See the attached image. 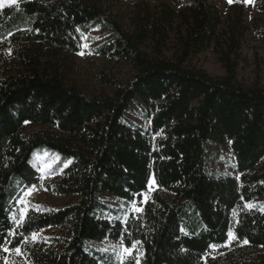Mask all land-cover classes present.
<instances>
[{
	"label": "trees",
	"instance_id": "1",
	"mask_svg": "<svg viewBox=\"0 0 264 264\" xmlns=\"http://www.w3.org/2000/svg\"><path fill=\"white\" fill-rule=\"evenodd\" d=\"M244 1L225 16L214 0H137L132 32L106 16L110 0L105 10L20 0L0 11V47L15 57L11 71L0 67V264H10L3 248L17 247L29 264H264V85L237 79L251 29ZM255 8L264 13V0ZM98 26L112 37L96 52L134 74L102 76L112 94L89 96L58 64ZM252 27L264 41V22ZM206 50L223 76L195 64ZM134 104L149 130L128 118ZM211 146L231 150L234 174L212 173ZM46 154L56 159L50 180L37 163ZM152 179L158 191L130 211ZM32 185L75 200L23 216L18 201ZM229 232L234 248L214 254ZM106 241L138 243L120 262L99 248Z\"/></svg>",
	"mask_w": 264,
	"mask_h": 264
},
{
	"label": "rangeland",
	"instance_id": "2",
	"mask_svg": "<svg viewBox=\"0 0 264 264\" xmlns=\"http://www.w3.org/2000/svg\"><path fill=\"white\" fill-rule=\"evenodd\" d=\"M102 6L103 10L107 8V0H96ZM239 0H214L219 6L221 12L226 16L229 11L228 8L231 4L238 2ZM257 0H250L245 2L246 12L245 20L247 25L251 28L247 37L243 43L241 50V59L237 70V79L240 83L245 85H252L258 83L264 85V41L262 37L253 29V22L255 19L264 22V13H261L255 8ZM137 0H110V6L106 9V16L111 20L118 22L124 29L133 31L132 27V14L135 11V5ZM20 4V0H16L12 3L11 0H0V11L5 6L17 7ZM112 37L109 28L102 29L100 26L94 27L90 30L87 41L82 45L80 51L76 53H63L59 60L60 76L68 83L79 87L86 95H111L112 88L108 87L101 81V77L105 76L118 83L127 81L133 74L134 70L132 66L126 63H118L116 61H109L102 58L97 52V48L104 44L107 40ZM3 52V53H2ZM84 54L81 55L80 53ZM0 67L5 71H11L14 68L15 57L10 49L5 50L0 47ZM55 62V61H54ZM195 64L204 69L207 73L214 77H220L224 75V69L219 63L216 55L211 50H206L199 58L195 60ZM136 113L128 115V118L135 122L138 126H146L149 130V122L146 121L142 109L139 105H133ZM213 161L211 163L212 173L220 177L224 174H234V158L232 152L228 147L215 146L210 147ZM56 159L51 158L49 155H43L37 158L40 172L43 180L53 179V176L48 175V170L53 165ZM44 169V171H41ZM46 177V178H45ZM158 191V187L155 184L154 179L151 180L148 188V192L142 194L140 199H136L131 202L130 211L137 212L136 209L141 207L139 204L146 202L151 195ZM24 203H19L22 214L25 216L31 207H64L72 202L75 198H63L58 195L52 194L46 191L43 187L37 188L31 195L23 196ZM135 205V207H134ZM232 233V232H231ZM51 230L39 233L34 239V242L38 244L44 243L45 239L52 236ZM236 238L229 239L227 247L222 249H213L214 254H219L227 250L233 249V243ZM243 246V244L241 245ZM125 245L123 243H113L106 241L99 245V248L104 251H114L116 257L120 262L126 260L130 256L123 252ZM9 252L8 262L10 264H29L26 259V254L22 249L20 253H16L15 250ZM256 254L253 252L247 256Z\"/></svg>",
	"mask_w": 264,
	"mask_h": 264
},
{
	"label": "snow or ice",
	"instance_id": "3",
	"mask_svg": "<svg viewBox=\"0 0 264 264\" xmlns=\"http://www.w3.org/2000/svg\"><path fill=\"white\" fill-rule=\"evenodd\" d=\"M11 2H12V3H15L16 0H11ZM231 2H232V0H229V3H231ZM246 2H250V0H246ZM80 54L83 55L84 53L81 52ZM41 171H44V169H41ZM45 178H46V177H45ZM36 190H37L36 185H32L30 188L27 189V191L25 192V195H31V193H32L33 191H36ZM18 202H19V203H24L23 199L19 200ZM134 207H135V205H134ZM136 211H137V212H140L141 209L137 208ZM32 235H33V239H35V238H36V234L33 233ZM233 235H234L233 233L229 232V238H230V239L233 238ZM136 243H138V242H134V243L132 244L131 247L125 246V247L123 248V252H124L126 255L132 257L133 252H134L135 247H136ZM244 243H247V241H244ZM227 246H229L228 243H226V244H224V245H220V246H217V245H211L210 247H212L213 249H216L217 247H227ZM3 251L7 252V251H9V249H8V248H3ZM15 252H16V253H20V248H19V247L15 248ZM133 258H134V257H133Z\"/></svg>",
	"mask_w": 264,
	"mask_h": 264
}]
</instances>
